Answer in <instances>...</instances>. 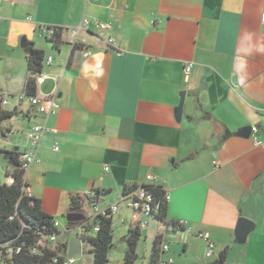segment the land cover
Returning a JSON list of instances; mask_svg holds the SVG:
<instances>
[{"label":"crops","instance_id":"1","mask_svg":"<svg viewBox=\"0 0 264 264\" xmlns=\"http://www.w3.org/2000/svg\"><path fill=\"white\" fill-rule=\"evenodd\" d=\"M263 12L264 0H0V93L15 112L0 150L21 152L27 130L46 127L38 164L25 175L42 211L66 226L71 199L88 190L103 208L126 187L159 186L169 197L168 222L190 230L166 229L161 264H264V149L239 134L255 126L264 142ZM84 18L110 29L81 33L86 45L72 48L67 30ZM41 25L65 30L56 47ZM26 44L52 59L36 91L56 93L59 109L46 118L24 98ZM5 163L0 183L12 172ZM91 215L86 203L82 216ZM240 219L253 224L244 237L236 236ZM141 220L149 253L142 260L138 242L135 264H149L158 231ZM117 225L123 264L128 209L112 216ZM198 234L214 244L211 258Z\"/></svg>","mask_w":264,"mask_h":264},{"label":"trees","instance_id":"2","mask_svg":"<svg viewBox=\"0 0 264 264\" xmlns=\"http://www.w3.org/2000/svg\"><path fill=\"white\" fill-rule=\"evenodd\" d=\"M25 52L28 77L24 96L31 98L36 96V76L42 72L44 54L32 44L25 45ZM14 115L15 112L7 110L0 101V138L5 136V125ZM0 154L12 168L11 174H6V178L11 176L13 179L11 185L0 184V264H63L67 244L52 243L50 238L67 235V232L70 233L77 225L81 227V233L76 236L89 246L92 264H107L108 254L113 246L112 215L84 218L82 214L86 201L74 197L70 201L69 214L80 215L83 219L76 223H66L68 231L63 233L54 227L56 219L42 211L40 201L27 198L24 194L27 185L23 182V172L19 170V152L0 150ZM140 187L152 196L154 202L160 204L157 219L172 227L174 224L167 220L165 191L154 185ZM136 188L138 186L126 187L123 195ZM94 227L98 228L97 232L93 231ZM139 240L140 231L129 229L125 238L127 247L123 264H135L137 261ZM161 245V239L156 237L151 248L149 264H161ZM33 249L37 250V254H32ZM221 257L224 258V253Z\"/></svg>","mask_w":264,"mask_h":264},{"label":"built area","instance_id":"3","mask_svg":"<svg viewBox=\"0 0 264 264\" xmlns=\"http://www.w3.org/2000/svg\"><path fill=\"white\" fill-rule=\"evenodd\" d=\"M116 1H120V0H116ZM260 21L264 25V12L261 14ZM109 29L110 26L107 23H102L94 20L92 21L87 18H84L77 27L67 30V33L69 35L68 43L72 48L84 47L86 45V42L84 39L81 38L80 36L81 33H88L91 32V30L99 32ZM64 32H65L64 29L58 28L56 26H50V25L39 26L40 35L50 40L52 44H54L58 40V36H60ZM107 43L108 45L113 46L114 39L109 38ZM51 62L52 59L50 57L45 58L43 60V66H49ZM191 67H192L191 64H186L184 66L183 73L186 78L188 77L191 71ZM47 78L48 77L41 72L38 76H36V86L38 87L42 85ZM51 79L55 84L58 83L57 77H52ZM24 98L26 97L24 96ZM26 99H28L30 107L37 114L43 116L44 118L56 113L57 110L59 109V105L56 101L55 92L49 96H43V97L34 96ZM0 101L3 107H6L8 105V98L2 93H0ZM46 132L47 129L44 125H34L30 127L25 133V148L23 151L19 152V160H18L19 170L24 174L23 182L25 184H26L25 175L27 171L33 165L38 164L37 152L42 145L43 137ZM250 136L252 139V143L255 147H262L264 149V142L260 140V138L258 137V129L255 126L250 128ZM54 151H58V148L55 147ZM147 180L152 181L153 178L151 176H148ZM12 182H13L12 177L8 176L5 182L0 184L11 185ZM24 194L26 195L27 198H33L28 186L27 188L24 189ZM82 198L86 201L87 204H89L91 208L92 215L90 218H95L97 216H106V215L113 216L114 214H116V212L120 207H123L128 209L131 213V222H132V225L130 226L131 230L138 229L139 231H141L147 226V222L141 220L142 216L153 220L155 222V226L158 231L157 237H159L162 242L161 245L162 252L168 251V246L163 243V236L166 229L174 228L188 234L190 233V230L187 228V224L184 221L173 223L174 225L172 227L167 226L166 224L159 221L157 219V215L160 208V204L154 202L152 196L141 187L136 188L135 190H133L132 192L126 195L122 194L120 200L116 204L109 205L103 208H100L98 206L95 192L92 190H88L84 192ZM168 200L169 197L167 196V194H165V201L168 202ZM54 227L58 230H61L63 233H66L68 231L67 225L62 226L57 220L54 222ZM71 231H77L81 233V227L77 225ZM93 231L97 232L98 228L94 227ZM67 233H69V231ZM197 238L204 240L206 242L207 244L206 257L211 258L213 256L214 244L208 239V236L205 234H198ZM50 242L57 243L56 237L55 236L51 237ZM31 252L32 254H37V250L35 249H33ZM73 263H74V259H68L65 254V261L63 262V264H73Z\"/></svg>","mask_w":264,"mask_h":264},{"label":"rangeland","instance_id":"4","mask_svg":"<svg viewBox=\"0 0 264 264\" xmlns=\"http://www.w3.org/2000/svg\"><path fill=\"white\" fill-rule=\"evenodd\" d=\"M5 159L2 155H0V182L4 181L5 179ZM63 222L65 223V220L63 219ZM64 225V224H63ZM122 225H117V227H112L113 232V246L111 247L109 254H108V263L107 264H118V260L120 258V240L122 238V232H121ZM152 225H149L147 229H145V232L149 234L152 232ZM75 231L70 232L69 234H61L57 236L56 241L57 243L63 241L66 237H73ZM69 238V239H70ZM148 242H144L143 236L141 237L139 241V257L144 260L147 258L148 255ZM74 264H92V256L88 252H82L81 255L76 256L73 258Z\"/></svg>","mask_w":264,"mask_h":264},{"label":"water","instance_id":"5","mask_svg":"<svg viewBox=\"0 0 264 264\" xmlns=\"http://www.w3.org/2000/svg\"><path fill=\"white\" fill-rule=\"evenodd\" d=\"M232 82L234 84L235 80L233 79ZM181 108H182V102L180 103L177 110V119H179L181 116ZM239 134L244 137L250 136V128L242 130ZM14 151H18V148H15ZM82 219L83 217L80 215L68 214L65 218V221L66 223H76L81 221ZM252 228H253V224L251 222H248L244 219H240L236 227V236L244 237L249 231L252 230ZM82 247H83V242L76 235L71 237L68 241V245L66 249V257L68 259H73L74 257L81 255ZM215 264H222V262L217 261Z\"/></svg>","mask_w":264,"mask_h":264}]
</instances>
